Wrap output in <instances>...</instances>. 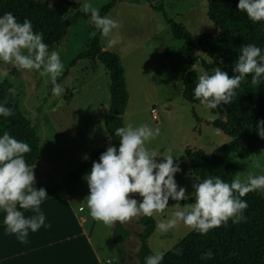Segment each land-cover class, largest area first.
<instances>
[{
	"label": "rangeland",
	"instance_id": "1",
	"mask_svg": "<svg viewBox=\"0 0 264 264\" xmlns=\"http://www.w3.org/2000/svg\"><path fill=\"white\" fill-rule=\"evenodd\" d=\"M43 1L51 4L56 0ZM75 1L79 2L81 8L85 2ZM108 1L91 0L94 7H100ZM206 2L207 0H123L108 14L121 25L112 33L120 38V43L106 49L107 38L103 37L101 41L102 49L115 52L125 68L129 98L123 114L124 125L148 124L153 129H160V135L147 147L160 155H167L169 151L174 154V163L180 168L174 178L178 186L185 188L186 193L191 192L193 184L201 180L191 174L184 150L190 148L211 154L229 142L230 138L211 125H196L191 115L192 109L204 120H213L217 116H213L204 105L195 106L182 98L180 76L187 65L186 57L178 51L182 41L172 38L162 12L151 6H161L169 18L182 23L196 38L202 33H216L206 16ZM66 18L70 24L67 35L59 47L50 49L61 53L64 69L87 47L92 36L83 19H77L72 14H68ZM196 54L210 63L198 49ZM194 70L197 76L202 71H207L199 62ZM5 72L7 76L3 80L9 81L19 94L20 110L31 121L40 138L42 157L33 165L35 188L60 182L91 151L109 146L103 118L109 107L110 80L104 65L99 61L82 58L69 68L66 77L59 76L57 83L64 88L61 97L53 96L51 91L48 94V86L52 83L36 71L17 70L10 63H0V74ZM151 108L156 110L158 120L152 119ZM256 157L264 164V145H261L259 155L251 156L245 161H236L238 175L246 176L250 171L257 175L264 174V168L251 167L252 160ZM155 159L159 162L163 157L157 156ZM91 166L86 173L90 172ZM260 192L264 197V191ZM66 193L76 194L78 203L86 206L89 189L85 177L72 185H66ZM130 196L140 200L138 193ZM175 210L176 203L168 202L164 214L153 216L156 225L167 221ZM140 218L141 215L123 223L131 232L124 243L127 251L125 257L120 256L115 249L113 225L96 221L93 240L103 249L104 259L109 262L106 264H138L134 253L139 247L137 234L142 230ZM90 223L92 225V221ZM87 226L90 227V224ZM189 231L183 223L164 234L155 228L148 239L149 248L153 252L165 253Z\"/></svg>",
	"mask_w": 264,
	"mask_h": 264
},
{
	"label": "clouds",
	"instance_id": "2",
	"mask_svg": "<svg viewBox=\"0 0 264 264\" xmlns=\"http://www.w3.org/2000/svg\"><path fill=\"white\" fill-rule=\"evenodd\" d=\"M236 8L252 22H264V0H238ZM81 11L89 15V23L94 29L107 38L106 49L120 43V38L112 35L113 30L121 26L117 20L101 16L100 8L94 7L91 0H85ZM239 53L232 69L236 75L230 76L221 67H215L212 73L202 71L198 76L193 97L207 109L232 103L235 90L249 74L253 85L264 82V49L246 44ZM0 63H10L17 70L36 71L52 83L53 96L61 97L64 93V88L57 83L64 71L61 53L50 50L43 33L34 31L28 18L21 22L11 12L0 15ZM6 76L7 72L0 74V80ZM11 115L13 111L7 102H0V117ZM114 134L119 138V145H109L98 161L92 162L90 172L85 176L89 189L88 214L105 225L123 224L140 215L164 214L171 198L176 201L177 210L167 221L157 223L159 233H168L183 223L190 230L207 235L229 221L232 224L246 221L244 213L248 202L242 198L252 191H264V174L250 171L246 176L237 175L230 182L218 175L209 176L193 184V190L186 193L174 178L180 171L179 165L174 163V154L169 151L167 155H160L147 147L160 135L159 128L127 123L116 128ZM257 134L264 139V121L259 122ZM31 151L27 142L18 140L8 130L0 133V213L4 214L6 230L15 234L21 243L27 242L29 231L50 227L45 224L46 217L40 207L48 194L44 188L33 186L34 166L29 167L25 160V154ZM157 156H162L163 160L158 162ZM251 167L261 169L264 164L256 157ZM132 193H138L142 199L138 201L130 196ZM190 197L192 202L181 206L179 202L188 201ZM21 210H31L35 215L26 217ZM164 254L156 251L146 256L145 264H162ZM177 254L181 252L178 250ZM200 258L211 260L214 254L207 250Z\"/></svg>",
	"mask_w": 264,
	"mask_h": 264
},
{
	"label": "trees",
	"instance_id": "3",
	"mask_svg": "<svg viewBox=\"0 0 264 264\" xmlns=\"http://www.w3.org/2000/svg\"><path fill=\"white\" fill-rule=\"evenodd\" d=\"M123 0H109L100 6V15L108 16L116 4ZM238 0H207L206 16L212 23L216 33H202L196 38L180 22L169 18L162 7L151 6L161 11L165 23L169 26L172 38L182 41L179 53L187 59V65L181 72L182 87L180 94L188 103L201 106L193 97V89L198 76L194 66H200L212 73L215 67H221L230 76L236 75L232 71L239 50L243 45L255 44L264 49V22H252L245 13L240 12L236 5ZM11 12L19 21L28 18L32 21L33 30L44 35V42L49 48H57L63 42L70 24L66 18L72 14L77 19H83L92 32L87 47L74 57L64 69L61 78L68 75L69 68L82 58L99 61L104 65L109 75V107L103 118L104 129L109 137V145H119V138L115 136V129L124 126L123 114L128 103V90L124 66L120 57L101 47L102 36L89 23V15L81 11L79 2L75 0H56L48 3L43 0H0V15ZM95 32V35L93 34ZM199 50L203 56L212 61L200 58L196 54ZM52 84L48 86V94ZM232 103H221L217 109L209 110L213 120L201 119L192 109L191 115L196 125L205 123L218 129L230 138L211 154L201 150L186 148L185 157L189 163L191 174L201 181L209 176H220L230 182L238 175L236 161H245L251 156L261 153L264 139L257 134L259 122L264 121V82L259 85L251 83L249 74L236 90ZM6 101L13 115L0 117V133L8 130L18 140L27 142L32 151L25 154L29 167L35 165L42 157L40 138L30 120L20 110V96L13 85L7 81H0V102ZM105 148L93 150L78 165L70 171L60 182L42 186L48 197L61 194L66 185H72L80 180L93 161H98L99 155ZM41 187H37L39 189ZM46 198V199H47ZM142 198L140 197V200ZM242 199L248 202L245 210L246 221L214 228L207 235L190 230L170 250L165 252L162 264H264V197L260 191L249 192ZM168 202L176 203L169 198ZM192 202V198L181 205ZM23 211V210H21ZM3 213H0V224H3ZM142 230L137 234L139 247L134 253L138 264H145V257L154 252L149 248L148 239L156 228L154 217L141 215ZM131 232L123 224L117 222L112 226V239L116 251L122 257L126 256L125 241ZM181 254H177V251ZM211 250L214 258L202 260V253Z\"/></svg>",
	"mask_w": 264,
	"mask_h": 264
},
{
	"label": "crops",
	"instance_id": "4",
	"mask_svg": "<svg viewBox=\"0 0 264 264\" xmlns=\"http://www.w3.org/2000/svg\"><path fill=\"white\" fill-rule=\"evenodd\" d=\"M77 203V195L67 194L66 186L61 194L45 199L40 207L46 217L45 224L50 227L29 231L26 243H21L0 224V264L109 263L104 259L103 249L93 240L96 221L83 203ZM80 207L84 210L79 211ZM23 212L26 217L35 215L31 210Z\"/></svg>",
	"mask_w": 264,
	"mask_h": 264
},
{
	"label": "built area",
	"instance_id": "5",
	"mask_svg": "<svg viewBox=\"0 0 264 264\" xmlns=\"http://www.w3.org/2000/svg\"><path fill=\"white\" fill-rule=\"evenodd\" d=\"M150 114H151V117H152L153 120H158V115H157V112H156V110L154 108H152L150 110Z\"/></svg>",
	"mask_w": 264,
	"mask_h": 264
}]
</instances>
